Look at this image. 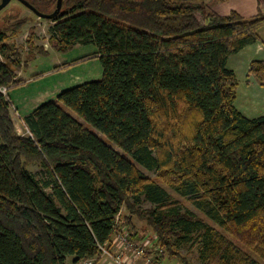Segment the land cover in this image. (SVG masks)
I'll list each match as a JSON object with an SVG mask.
<instances>
[{
    "label": "trees",
    "instance_id": "trees-1",
    "mask_svg": "<svg viewBox=\"0 0 264 264\" xmlns=\"http://www.w3.org/2000/svg\"><path fill=\"white\" fill-rule=\"evenodd\" d=\"M28 1L46 13L57 4ZM209 1L63 0L48 19L57 21L52 41L95 43L103 76L24 115L27 135L0 90V264H67L69 256L97 264L116 233L140 238L134 215L154 230L159 262L197 233L201 264H260L141 168L264 258V114L237 108L239 81L228 66L231 55L264 43V12L221 14ZM9 40L0 30V87L8 89L21 68ZM249 66L264 87V60Z\"/></svg>",
    "mask_w": 264,
    "mask_h": 264
},
{
    "label": "rangeland",
    "instance_id": "rangeland-1",
    "mask_svg": "<svg viewBox=\"0 0 264 264\" xmlns=\"http://www.w3.org/2000/svg\"><path fill=\"white\" fill-rule=\"evenodd\" d=\"M209 2L211 7L221 14L229 13L231 10H237L245 17L256 14L258 12V2L260 4V0H210ZM49 10H52V7ZM19 20H24V23L17 29L13 24ZM56 22L55 20L39 17L19 0H11L0 11V30H6L8 32L10 37L9 41L16 52L13 58L21 61V68L14 67L17 68L16 81L18 83H14L13 86L9 87L8 93L11 100L10 111L12 119L17 131L22 135L29 134V129L24 121L25 114H28L36 106L44 102L51 100L57 101V95L63 90L80 83L100 79L103 76V66L99 56L96 54L98 50L97 45L91 42L88 44H76L67 48H58L56 42L54 40L52 41L51 38V28ZM92 54L93 56L89 57ZM0 57L4 60L1 54ZM82 57L84 59H80ZM228 66L231 67V65ZM237 77L239 78V84L237 88L236 106H239L246 85L240 72L237 73ZM64 108L67 112L73 113L68 108ZM85 126L99 134L103 140L119 152L127 155L121 147L109 140L92 125L85 123ZM29 168L36 172L40 171V168L32 162L29 163ZM141 168L149 177L160 181L161 185L168 190L172 199L178 200L181 203L183 210L194 211L207 223L221 230L229 239L234 240L237 245L259 261L260 264H264V258L257 255L248 246L236 240L234 236L213 222L187 197L182 196L162 180H159L156 177L155 171ZM141 206L144 209H149L152 208L153 204L148 200H143ZM121 210L124 214L128 213L124 205ZM133 221L140 237L137 239L144 241L149 251L157 237L154 230L147 224L146 220L136 215L133 216ZM118 223H120L119 214ZM200 247L201 241L198 234L195 233L191 240L176 247L177 255L168 256L165 253L167 258H163L161 264H186L178 256L179 254L185 256L189 263L201 264L199 259ZM111 249H114V245L111 246Z\"/></svg>",
    "mask_w": 264,
    "mask_h": 264
},
{
    "label": "crops",
    "instance_id": "crops-1",
    "mask_svg": "<svg viewBox=\"0 0 264 264\" xmlns=\"http://www.w3.org/2000/svg\"><path fill=\"white\" fill-rule=\"evenodd\" d=\"M259 11L264 12V0H260V4L258 2V12ZM258 34L264 39V26H262L258 30ZM90 56L92 55H89V57ZM254 59L264 60V43L257 42L248 45L240 52L231 55L228 60V65H231L230 68L234 69L236 74L238 72L242 74L246 85V87L243 90V97L240 100L239 106H237V108L243 114L251 118L258 117L264 114V87L258 82V80L255 78L254 75L248 76L249 65ZM115 236L116 235L113 236L111 242L109 243V246L112 245ZM107 244L108 243H106V245ZM153 246L149 250L150 255H151L150 251L153 250ZM67 264H82V261L75 262L74 257H69L67 258ZM97 264H112V263H109V258L107 259L103 258L102 260L100 258Z\"/></svg>",
    "mask_w": 264,
    "mask_h": 264
},
{
    "label": "built area",
    "instance_id": "built-area-1",
    "mask_svg": "<svg viewBox=\"0 0 264 264\" xmlns=\"http://www.w3.org/2000/svg\"><path fill=\"white\" fill-rule=\"evenodd\" d=\"M0 90L7 95L8 87L2 86ZM118 223V216L116 219ZM114 245V249L111 246ZM112 245H100V258H109L112 264H161L149 254L146 243L138 239H131L123 229L116 233ZM95 258H88L82 261V264H94Z\"/></svg>",
    "mask_w": 264,
    "mask_h": 264
},
{
    "label": "water",
    "instance_id": "water-1",
    "mask_svg": "<svg viewBox=\"0 0 264 264\" xmlns=\"http://www.w3.org/2000/svg\"><path fill=\"white\" fill-rule=\"evenodd\" d=\"M19 1H21L23 4H25L28 8H30L36 15H38L41 18H45V19H52L53 17H55L56 15H58L61 12L62 7H63V0H57L55 10L53 12L46 13V12H42V11L38 10L28 0H19ZM10 2H11V0H1L0 11L2 9H4Z\"/></svg>",
    "mask_w": 264,
    "mask_h": 264
}]
</instances>
